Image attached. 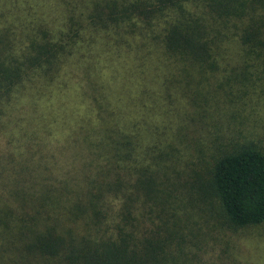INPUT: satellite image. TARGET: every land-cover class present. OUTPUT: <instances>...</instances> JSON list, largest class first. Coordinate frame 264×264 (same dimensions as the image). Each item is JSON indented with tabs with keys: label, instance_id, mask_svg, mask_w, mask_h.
Wrapping results in <instances>:
<instances>
[{
	"label": "trees",
	"instance_id": "1",
	"mask_svg": "<svg viewBox=\"0 0 264 264\" xmlns=\"http://www.w3.org/2000/svg\"><path fill=\"white\" fill-rule=\"evenodd\" d=\"M20 1L0 0V264H217L264 222V149L216 128L209 153L192 97L215 76L264 95V0Z\"/></svg>",
	"mask_w": 264,
	"mask_h": 264
},
{
	"label": "rangeland",
	"instance_id": "2",
	"mask_svg": "<svg viewBox=\"0 0 264 264\" xmlns=\"http://www.w3.org/2000/svg\"><path fill=\"white\" fill-rule=\"evenodd\" d=\"M17 2L20 8L23 7L20 0ZM252 87L250 86V88ZM250 88L247 89L251 90ZM217 89L219 90L217 91ZM220 89L217 88V76H215L214 79H210L209 85L206 84V87L200 90L198 95L192 96L205 110L204 113L202 112V117L210 122L208 126L197 124L203 126L200 128L203 135L201 141L204 142L206 138L208 139V144L198 143L204 147L209 146V153H212L210 135L212 130L218 128L217 131L223 133L226 140L233 141L237 138L243 141L252 140L264 149V95L259 99L255 98L254 95L249 97V94H247L248 96L229 99L234 93H223ZM173 91L171 89L170 93ZM260 92L264 94V91ZM149 104L161 106L165 111L169 109L188 112L194 108L189 99L182 96L181 102L171 107V102L167 103L163 99V93ZM156 125V128L161 129V123ZM207 155L208 152L203 153V157ZM225 239L228 240L227 243L217 242V249H208L206 257L216 260L217 264H264V222L239 229L236 233L225 231ZM207 258L206 261H208Z\"/></svg>",
	"mask_w": 264,
	"mask_h": 264
}]
</instances>
